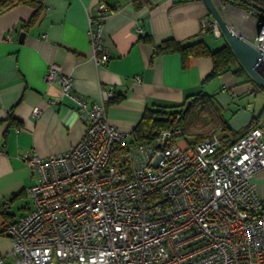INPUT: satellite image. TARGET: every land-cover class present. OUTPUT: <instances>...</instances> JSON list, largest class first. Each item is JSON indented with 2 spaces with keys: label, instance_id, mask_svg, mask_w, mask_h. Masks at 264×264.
Returning a JSON list of instances; mask_svg holds the SVG:
<instances>
[{
  "label": "built area",
  "instance_id": "built-area-1",
  "mask_svg": "<svg viewBox=\"0 0 264 264\" xmlns=\"http://www.w3.org/2000/svg\"><path fill=\"white\" fill-rule=\"evenodd\" d=\"M252 1L261 2L247 15L264 75V0ZM97 8L89 36L103 63L110 8ZM208 32L221 36L215 19L202 20ZM46 79L76 101L86 130L65 152L24 156L37 175L27 188L32 208L5 226L11 264H264V203L254 181L264 168V117L230 144L218 130L188 143L179 127L138 141L107 121L113 87L87 108L59 66ZM0 264L9 263L0 256Z\"/></svg>",
  "mask_w": 264,
  "mask_h": 264
},
{
  "label": "crops",
  "instance_id": "crops-1",
  "mask_svg": "<svg viewBox=\"0 0 264 264\" xmlns=\"http://www.w3.org/2000/svg\"><path fill=\"white\" fill-rule=\"evenodd\" d=\"M102 2L110 8L103 22L109 58L98 63L89 28L90 17L102 14L97 8ZM215 2L230 25L252 41L248 11L230 2ZM42 4L39 9L20 2L0 10V256L9 264L13 244L5 226L33 206L27 188L37 174L24 156L36 153L47 158L65 152L86 130L76 101L63 94L58 80L47 81L50 65L70 75L75 95L85 99L87 108L113 87L115 96L106 103L107 121L124 133L134 132L146 108L178 109L201 91L215 100L209 120L220 114L224 123L199 127L192 135L203 131L206 138L218 130L222 141L230 144L264 110V101L253 109L241 102L243 96L264 89L237 58L227 70L207 79L213 69L211 57L184 62L178 51H158L167 39L182 44L203 40L212 50L228 44L222 33L220 37L202 33V20L214 19L204 0H43ZM194 136L188 143L196 141ZM254 181L264 203V168ZM27 200L31 208L24 207Z\"/></svg>",
  "mask_w": 264,
  "mask_h": 264
},
{
  "label": "trees",
  "instance_id": "trees-1",
  "mask_svg": "<svg viewBox=\"0 0 264 264\" xmlns=\"http://www.w3.org/2000/svg\"><path fill=\"white\" fill-rule=\"evenodd\" d=\"M42 1L43 0H0V10L10 8L13 5L20 2L35 5L40 9L42 8L43 5ZM220 1L224 3L227 2L233 3L246 11H255L258 13L259 10H261V7L257 4V3L261 4V2L256 3L255 1L252 0H220ZM158 51L159 52L178 51L182 54L184 62L190 57H202V56L211 57L213 60V69L210 72L207 79H211L221 74L224 70H227L233 63L234 59L236 58L229 44H226L217 50H212L208 46V44L203 40H198L190 44H182L181 42L176 41L175 39H167L158 46ZM252 80L256 82L255 79ZM262 89H264V87H262ZM208 101H212L213 103H208ZM214 101L215 100L210 95L201 91L192 97V105L185 113L183 112V110L186 106V103L181 105V108L178 109L177 108L166 109L164 107H160V108L148 107L145 109L142 120L139 122V124L136 126L134 130L136 140L144 141V140L152 139L155 138V136L162 129H170V128L176 129L178 127L182 129L184 136L186 134V129L182 127L181 122L184 121L188 113L191 112L196 106L199 107L202 106L203 107L202 109H205L207 111L204 113L203 116L200 117L199 122L193 124L191 123L190 132L192 130L194 131L197 130V128L199 127H200L199 130L201 129L205 130L206 128L211 129L217 125V122L224 123L220 114H218L217 117L215 118H211L210 120L208 118L207 113L211 111L213 104H215ZM263 117H264V110L261 118L258 121L257 120L252 121V123L245 130L235 134L236 135L235 140L243 136L250 129L257 126ZM195 134H196V141L194 143L203 140L206 136L205 135L206 133H204L203 131L201 132L199 131Z\"/></svg>",
  "mask_w": 264,
  "mask_h": 264
},
{
  "label": "water",
  "instance_id": "water-1",
  "mask_svg": "<svg viewBox=\"0 0 264 264\" xmlns=\"http://www.w3.org/2000/svg\"><path fill=\"white\" fill-rule=\"evenodd\" d=\"M211 15L217 21L221 33L226 37L229 46L232 48L235 57L240 61L246 71L255 79L262 87H264V75L258 70V63L262 54L254 46V44L239 35L234 27L223 17L215 0H204ZM24 34L22 33L21 36ZM192 105V100L187 101L183 110L185 113Z\"/></svg>",
  "mask_w": 264,
  "mask_h": 264
},
{
  "label": "rangeland",
  "instance_id": "rangeland-1",
  "mask_svg": "<svg viewBox=\"0 0 264 264\" xmlns=\"http://www.w3.org/2000/svg\"><path fill=\"white\" fill-rule=\"evenodd\" d=\"M217 2L219 0H216ZM237 33L239 35H241L243 38H247L245 37V34L243 31L241 30H237ZM222 39L226 40V37L223 35ZM258 90V89H257ZM256 90V93L257 94H254V93H249L245 96H243L241 98V102H247L245 105L248 106V104H251V108H255L256 106L257 107H260L261 104L263 103L264 101V93L262 92V90L260 89L259 87V92H257ZM203 107L202 106H196L191 112L188 113V115L186 116V118L184 119L183 122H181L182 124V127H184L186 129V134L184 135V139L187 141V142H190L191 140L195 139V136L191 134L190 130V125L191 123H196V122H199V119L201 116L204 115V113L207 111L205 109H202ZM180 139V137H179ZM25 205L24 207H28V208H31V202L29 200H27L26 202L24 201ZM27 210V209H26Z\"/></svg>",
  "mask_w": 264,
  "mask_h": 264
}]
</instances>
